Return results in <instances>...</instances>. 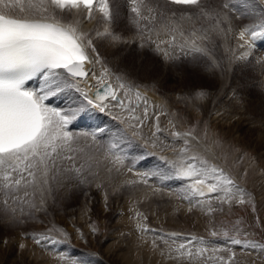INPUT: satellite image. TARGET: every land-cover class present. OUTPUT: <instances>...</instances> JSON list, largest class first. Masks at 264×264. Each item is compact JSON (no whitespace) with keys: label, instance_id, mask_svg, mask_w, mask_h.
Listing matches in <instances>:
<instances>
[{"label":"snow or ice","instance_id":"6c2138e0","mask_svg":"<svg viewBox=\"0 0 264 264\" xmlns=\"http://www.w3.org/2000/svg\"><path fill=\"white\" fill-rule=\"evenodd\" d=\"M125 6L126 30L130 35L112 27L116 19L113 0H0V219L7 224L23 225L27 220L37 219V213H46L53 185L78 189L94 184L103 190L107 207L109 193L103 182H96L101 164L97 157L110 165L107 179L111 180L113 172L123 175L126 167L128 157L123 154L122 144L139 138L145 145L151 142L153 148L158 146L164 131L160 117L168 113L155 110V106L150 113L148 98L140 91V85L130 79L129 73L113 71L101 56L100 46L114 49V60L122 45L136 43L141 49L151 46L166 63L183 58L202 66L210 75L219 72L223 77L234 62L247 61L257 41L264 40V0L255 3L243 0L242 4L236 0H125ZM90 22H102L103 27L85 30L84 25ZM230 36L236 38L237 48L243 51L237 55L235 49L226 48L231 55L227 57L228 67L224 68L215 55V41L226 43ZM260 63L264 64V60ZM96 66L100 69L98 74L91 70ZM34 80L39 81L38 86L30 87L29 82ZM65 92L78 94V99H72L64 108L50 103L51 98ZM211 96L208 89L199 87L183 99L195 104L208 101ZM94 111L107 113L117 122L106 144H98L96 131L70 130ZM150 121V135L146 136L143 129ZM168 124L171 129L168 138L173 144L181 141L182 144L178 148L164 144V148H172L177 159L166 156L160 159L170 167L174 178L182 182L180 199L189 203V212L198 207L211 215L215 211L213 201L229 206L233 202L238 205L252 202L251 194L223 167L194 151L202 138L208 137L207 127L201 130L197 122L178 131L173 118ZM89 138L92 144L85 151L79 145ZM213 144L220 146L216 140ZM92 145H96L94 151ZM204 147L206 151L212 150L210 146ZM244 159L245 156L239 157L240 161ZM247 159L255 160L250 156ZM126 170L132 172L131 167ZM261 173L264 174V169ZM157 175V172L137 173L138 180H125L124 184L147 185L149 178ZM159 191L153 189V194ZM252 208L255 211L254 202ZM135 219L137 232H156L144 223L147 217L141 212L136 211ZM90 227L93 234L98 231L95 224ZM53 232H60L64 239H56ZM23 235L44 246L66 242L69 233L53 227ZM178 235L156 236L150 249L156 252L158 241L165 244L159 250L160 255L175 264H197L205 258L209 248L203 246L204 237L191 236L174 247ZM210 235L216 237L221 233L213 230ZM222 236L231 245L239 246L243 255H250L253 250L264 251V243L249 238L247 232L240 238L239 230L236 235L224 230ZM141 243L147 241L142 239ZM19 246L26 247L24 243ZM227 251V259L217 258L219 264H235L237 253L231 248ZM72 264L90 262L73 260Z\"/></svg>","mask_w":264,"mask_h":264},{"label":"rangeland","instance_id":"374dc122","mask_svg":"<svg viewBox=\"0 0 264 264\" xmlns=\"http://www.w3.org/2000/svg\"><path fill=\"white\" fill-rule=\"evenodd\" d=\"M236 2L242 4L243 0ZM124 10L127 12L126 6ZM259 10L255 9L257 12ZM123 21L124 28L121 17L115 19L112 27L130 35L126 30L127 16L123 17ZM248 22L250 21H245ZM215 42V55L223 62L224 55L219 47L221 40L216 39ZM258 42L263 43L264 40ZM260 51L264 56V47L259 45L247 61H236L223 77L219 72L214 77L202 66L191 64L183 58L175 63H166L151 50V46L141 49L136 43L122 45L116 53L118 56L115 60L118 62L113 63V56L111 57L113 71L119 70L135 76V83L140 85V91L148 98L150 113L154 110L153 106L157 111L168 113L160 117V126L164 131L157 142L158 146L153 148L151 142L145 145L139 138L122 144L123 154L128 157L125 160L126 167L123 169V176L118 174L119 177L113 172L111 180L106 179L109 173L106 175L102 171L103 167L107 169L109 165L101 156L97 157L101 159V164L96 182H103L109 193L107 207L103 190H98L93 184L91 187L69 188L68 194L53 190L54 198H47V212L37 213V219L27 220L23 225H9L0 219V264H72L73 260H87L90 264H175V261L160 255L159 250L164 249L165 244L158 241L157 251L150 249L153 238L159 235L167 237L170 233L180 234L175 238L174 247L191 236L205 238L206 243L203 246L208 247L209 252L197 264H219L217 258L222 256L227 259L229 248L237 253L235 264H264V251L253 250L250 255H243L239 246L231 245L222 236L224 230L229 235H236L239 230L240 238H244L247 232L249 238L264 243V174L261 173V169H264V64L260 63L264 58L258 61ZM199 87L212 93L208 101L194 104L183 99ZM86 115L75 123V133L96 131L98 144H106L112 137L117 122L107 113L99 111ZM170 118L176 122L178 131H183L197 122L201 130L208 128V137L202 138V144L197 145L198 148L194 151H199L210 162L223 167L250 193L255 211L252 202L243 205L233 202L229 206L216 201L212 202L215 211L211 215H206L205 210L198 207L188 211L189 203L180 199L182 182L174 178L170 167L160 159L161 156L177 159L172 148H164V144H173L168 138L171 130L168 124ZM150 128L151 121L144 128V135H150ZM214 140L219 141L220 146L214 145ZM91 144V140L86 141L82 147L89 150L88 145ZM181 144L182 141L177 142L173 147L178 148ZM205 145L212 150L206 151ZM92 146L94 151L96 145ZM240 156H245V159L240 161ZM248 156L255 160H248ZM127 167L133 169V179L139 178L137 173H159L151 176L145 185L148 188L151 186L152 194L144 201L143 197L135 193L136 184H124L131 174L127 172ZM155 179L160 181L156 182ZM118 185L119 189L114 191ZM153 189L160 190L157 196L153 194ZM131 203H139V206L136 209L135 206L131 207ZM136 211L147 217L144 223L156 232L141 234L135 230ZM93 224L98 228L95 234L90 227ZM53 227L69 233L66 242L39 246L23 235L25 232H45ZM77 229L83 233L82 236ZM213 230L221 235L211 236L210 232ZM52 235L58 240L64 239L60 232H53ZM142 239L147 243L142 244ZM5 240L7 243H4ZM169 242L171 243V239ZM21 243L26 247L21 249ZM212 249L219 251L213 252Z\"/></svg>","mask_w":264,"mask_h":264},{"label":"bare ground","instance_id":"6f19581e","mask_svg":"<svg viewBox=\"0 0 264 264\" xmlns=\"http://www.w3.org/2000/svg\"><path fill=\"white\" fill-rule=\"evenodd\" d=\"M113 4H114V12H115V14H116V20L118 19V18H120L121 17V19H122V28H124V26L123 25H125V22L123 21V17H126L127 16V12L124 10L125 9V0H113ZM120 16V17H119ZM126 25H128V24H126ZM93 27H97V28H101L102 29V27H103V23L102 22H90V23H86L85 25H84V28H85V30H87L88 28H93ZM218 42V41H217ZM221 44H220V48H221V52H222V54L224 55L223 56V60L225 61H223L222 62V60H221V62H222V65H223V67L224 68H227L228 67V59H227V57L229 56V55H231V53L230 52H226L225 51V49L226 48H229V49H235L236 50V53L237 54H239L241 51H243V49H239V48H237V40H236V38L234 37V36H230L229 37V39H228V41L225 43V42H223V41H221L220 42ZM99 51H100V54H101V56H103V57H105V59L106 60H109L108 62H109V67H111V57L113 56L112 55V53L114 52V50H112L111 48H109V47H107V46H100L99 47ZM220 52V53H221ZM116 53H118V51L116 52ZM262 54V52L260 51V53H258V56H257V59H258V61H259V59L261 58V60L264 58V56H262L261 55ZM116 56H118L117 54H116ZM220 56H221V54H220ZM114 59V58H113ZM120 59V58H119ZM113 61V63H117L118 61L117 60H112ZM236 64V63H235ZM260 64H258V66H259ZM138 68H139V66H137ZM136 67V69H138ZM92 71H96L97 72V74L99 73V66H96L95 68H93V69H91ZM138 71V70H137ZM258 72H260V69H258L257 70ZM257 71H255V72H257ZM257 72V73H258ZM217 74V73H216ZM226 75H227V73H226ZM131 77H133V78H131L130 77V79H132L133 81H136L135 80V76L134 75H130ZM215 77V76H214ZM137 78V77H136ZM226 78V77H225ZM217 79V78H216ZM217 81V80H216ZM221 81V80H220ZM226 81V80H225ZM219 82V81H218ZM228 82V81H227ZM230 82V81H229ZM38 83H39V81H37L36 82V84H35V86L34 87H36V86H38ZM235 84V83H234ZM262 87V86H261ZM59 98H60V101L62 100H66V101H64V102H62L61 104L63 105V106H67L69 103H71V100L72 99H77L78 98V94H76V93H72V92H65V93H62L61 94V97L60 96H58ZM71 98V99H70ZM151 101V100H150ZM191 107V106H190ZM87 116V115H86ZM86 116H84V117H86ZM88 117V116H87ZM87 123H88V120L86 121ZM83 124H85L84 122H83ZM87 125V124H86ZM89 125V124H88ZM97 127V126H96ZM72 129H71V131H73V132H75V130L77 129L76 127H74V126H72L71 127ZM146 128V127H145ZM82 129V128H81ZM80 129V130H81ZM89 130V129H88ZM144 130V129H143ZM145 131V130H144ZM82 132V131H81ZM83 133V132H82ZM147 133V132H146ZM146 135V134H145ZM138 140H140V142H141V139H138ZM163 140V139H162ZM88 141H90V138L88 139ZM134 141H136V138H135V140ZM85 141L84 140H81V142H80V145L79 146H81L82 147V144L84 143ZM107 142V141H106ZM168 142V141H167ZM89 144V143H88ZM202 144V143H201ZM151 145V144H150ZM204 145V144H203ZM85 147V146H84ZM93 147V146H92ZM198 148V147H197ZM196 148V149H197ZM201 149V148H200ZM199 149V150H200ZM85 150H86V148H85ZM92 150H93V148H92ZM86 151H89V150H86ZM175 157L177 158V155H175ZM110 166V165H109ZM133 170V169H132ZM102 171L107 175L108 174V172H107V169H106V167H103L102 168ZM125 172V171H124ZM117 176H119L118 174H117ZM123 176V175H122ZM115 177V176H114ZM120 177V176H119ZM133 176H132V172H131V174H129L128 175V179L129 180H133V178H132ZM107 179V178H106ZM117 179V178H116ZM126 179H127V177H126ZM139 178H136V180H138ZM119 180V179H118ZM117 181V180H116ZM115 181V182H116ZM123 181H124V179H123ZM155 181L156 182H159L160 180H158V179H155ZM118 184V183H117ZM116 184V185H117ZM120 184H122V182H120ZM152 186H153V184H151ZM128 187V186H127ZM56 188V189H55ZM135 188H136V191H135V193H137V195L138 196H140L141 198L143 197V201L145 200V198H147V197H149V196H151V186L148 188L147 186H145L144 184H141V183H137L136 185H135ZM53 190H59L61 193H63V194H68L67 192L69 191V187H63V188H61V187H57L56 185H53ZM126 190H128V188L126 189ZM57 192V191H56ZM124 192V191H123ZM58 193V192H57ZM130 193V192H129ZM131 195H134V193L132 194V193H130ZM53 195V194H52ZM156 196H157V193H156ZM52 196H50V197H47V198H51ZM52 198H54V196L52 197ZM131 205V207H136V209H137V207L139 206V203H134L133 205H132V203L130 204ZM80 208V207H79ZM83 208V207H82ZM134 209V208H133ZM21 233H23V232H21ZM21 235V234H20ZM19 236V235H18ZM22 236V235H21ZM27 240V239H26ZM31 241V240H30ZM32 242V241H31ZM41 248V247H40ZM47 251H49V250H47ZM40 252V251H39ZM54 252V251H53ZM54 254H55V252H54ZM52 259V258H51Z\"/></svg>","mask_w":264,"mask_h":264}]
</instances>
